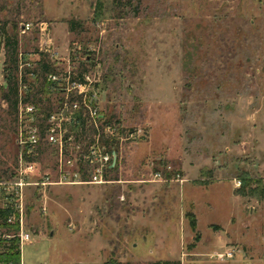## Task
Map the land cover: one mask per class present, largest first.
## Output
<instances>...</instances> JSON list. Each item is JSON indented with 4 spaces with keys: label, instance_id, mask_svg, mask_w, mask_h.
Wrapping results in <instances>:
<instances>
[{
    "label": "rangeland",
    "instance_id": "374dc122",
    "mask_svg": "<svg viewBox=\"0 0 264 264\" xmlns=\"http://www.w3.org/2000/svg\"><path fill=\"white\" fill-rule=\"evenodd\" d=\"M97 1L0 0V183L20 171L3 32L31 102L59 111L30 75L46 57L95 79L101 119L136 133L119 141L111 183L24 189L22 264H264V199L249 194L264 188V0H121L102 21ZM54 151L31 183L54 175Z\"/></svg>",
    "mask_w": 264,
    "mask_h": 264
},
{
    "label": "built area",
    "instance_id": "2783aa9c",
    "mask_svg": "<svg viewBox=\"0 0 264 264\" xmlns=\"http://www.w3.org/2000/svg\"><path fill=\"white\" fill-rule=\"evenodd\" d=\"M26 28L30 30V26ZM41 30L44 33L45 30ZM18 61L21 63V57ZM38 74L37 70L30 75L37 78ZM18 80L20 171L16 182L0 183V195H5L7 202L0 208L11 204L19 208L18 237L22 246L31 242V234L25 232L23 227L25 188L109 184V175L117 165L116 147L119 141H134L136 133H126L124 138L125 131L120 124L101 119L103 117L95 106L99 101L94 86L96 81L89 74H47L46 81L51 84L49 91L60 99L59 111L54 113L52 109L49 114H41L40 105L27 100L26 95L32 91L24 85L21 72ZM23 89L27 90L24 96L21 93ZM33 116L39 118L35 121ZM45 145L55 149L54 175L49 174L42 181L31 183L30 178L38 172L34 159Z\"/></svg>",
    "mask_w": 264,
    "mask_h": 264
},
{
    "label": "trees",
    "instance_id": "16d2710c",
    "mask_svg": "<svg viewBox=\"0 0 264 264\" xmlns=\"http://www.w3.org/2000/svg\"><path fill=\"white\" fill-rule=\"evenodd\" d=\"M121 0H98L95 6L94 18L96 21H102L111 15V13H116L121 7ZM132 0H129L126 4L122 5L123 7H127ZM138 2L141 0H137ZM70 31L73 32L75 27L79 24L72 21L69 23ZM2 37L6 41V68L4 70L5 75V83L7 85V92L3 94V100L6 101L10 108L13 110H18L19 104V80L17 77V69L15 65L18 61V40L16 37H12L8 35L6 32H3ZM39 74L37 75L36 82H39L42 79V97H45L46 100H49L51 95V91H49V85L46 82L47 74H56L53 66L47 61L46 57H42L39 62ZM32 91L33 88L30 87ZM32 97L31 93L26 95L27 100ZM40 105L41 114H49L52 111V108L46 107L43 103H36ZM85 125V124H84ZM259 184V183H257ZM252 198L256 199H264V188H257L256 190H252L250 193ZM10 205L5 208H0V263L5 262V264H22L21 260V245L20 239L18 237L20 232V225L18 222V218L16 219L13 216L14 211ZM15 218L12 222H9L12 218ZM190 227L193 231L196 230L197 223L194 215H191ZM10 237V239L6 238ZM199 237L197 236L196 239ZM104 264H128L121 263L116 260L106 261ZM153 264H181V262H169V261H157Z\"/></svg>",
    "mask_w": 264,
    "mask_h": 264
},
{
    "label": "water",
    "instance_id": "95a60500",
    "mask_svg": "<svg viewBox=\"0 0 264 264\" xmlns=\"http://www.w3.org/2000/svg\"><path fill=\"white\" fill-rule=\"evenodd\" d=\"M115 164H116V160H115V162L113 163V167L115 166Z\"/></svg>",
    "mask_w": 264,
    "mask_h": 264
},
{
    "label": "crops",
    "instance_id": "0c3cea01",
    "mask_svg": "<svg viewBox=\"0 0 264 264\" xmlns=\"http://www.w3.org/2000/svg\"><path fill=\"white\" fill-rule=\"evenodd\" d=\"M161 261V260H160ZM181 262V261H180ZM181 264H182V262H181Z\"/></svg>",
    "mask_w": 264,
    "mask_h": 264
}]
</instances>
